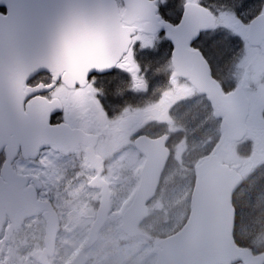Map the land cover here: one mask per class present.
<instances>
[{"label": "flooded vegetation", "instance_id": "obj_1", "mask_svg": "<svg viewBox=\"0 0 264 264\" xmlns=\"http://www.w3.org/2000/svg\"><path fill=\"white\" fill-rule=\"evenodd\" d=\"M189 3L199 5L198 0H189ZM122 12L121 10L120 13ZM170 55V41H164L157 54L159 64L147 61L144 55L137 57L143 69L140 74L143 84L139 88L133 85L131 76L127 72L121 73L120 69L112 70L119 74L118 77L97 76L95 89L102 90L100 96H97L89 79L84 84L67 87L61 81L53 83L50 75L39 74L28 84L29 89L37 94L30 97L27 104L45 102L48 119L55 111L61 113L57 118V125L49 124V127L63 129L62 135L56 140L60 174L55 177V186L60 196L66 197L70 202L69 207L78 205L99 209L98 201L102 199L100 193L107 187L113 205L123 204L125 198H130L125 206L127 211L136 198L133 193H137L140 186L138 184L133 191L127 180L129 173L136 170L140 172L141 178L142 171L145 170L153 175L163 160H166L154 199L148 204L150 214L139 226V235L130 237L124 229L111 225L103 229L101 246L110 253L118 248H126L130 243L134 244L135 240H141L142 249L149 248L151 237L148 222L156 200L160 201L163 208L179 210V223L168 234L162 233L161 237L181 231L185 218L191 216L193 206L189 197L192 195L196 196L197 219L206 224L216 223L220 238H226L228 232L232 236V229L224 227L231 225V210L227 198L230 185L201 186L197 192L191 183L193 173H196L198 180V165L214 157L220 164L235 170V173L244 170L246 165L257 163L253 161V155L264 157V70L256 74L262 87L256 90L247 84V73H244V68L241 74L240 64L237 75L229 81L230 91L222 93L229 96L240 89L243 91L248 101L245 136L239 140L234 138L231 143L224 142L221 133L222 121L213 122L208 133H197L200 142L194 144L191 136L185 139L181 130L182 121L177 118L186 108L183 105H174V100L189 91L197 90L188 80L174 78V72L171 73L170 83L169 73L157 71ZM256 65L264 68V58H259ZM192 111L199 114L202 109ZM250 126L253 127V133ZM136 131L143 133L138 142L132 139ZM248 137L251 141H245ZM217 138L219 147L211 155H204L212 146L209 141L215 143ZM137 143L140 149L139 159H143L145 149L149 150L150 168L146 166L133 169L128 160L123 158ZM52 150V144L47 143L37 144L30 151L19 147L15 155L8 154L6 146L0 151V161L5 165L0 168V231H5L13 241L9 264H25L27 257L23 253L33 250L37 245L43 248L45 237L49 234L46 219L33 221L29 227L23 229L19 225L22 214L35 210V205L27 193L43 172V165L48 161V153ZM231 153L235 154L236 161L230 160ZM74 172L77 174L74 175ZM117 175L119 181L115 179ZM107 204L105 201L106 207ZM46 207L50 214L55 208L54 216L59 220L61 230L57 236L56 252L63 255L73 238H81V229L65 214L67 208L57 207L55 202ZM5 212L14 213L15 218L5 215ZM175 213L168 214L171 220H175ZM5 220H9L11 228H4ZM224 230L226 233H221ZM261 242L264 243V237H261ZM136 244L139 246L138 242ZM0 251H7L4 243H0ZM49 260L51 264H59L58 256H50Z\"/></svg>", "mask_w": 264, "mask_h": 264}, {"label": "snow or ice", "instance_id": "obj_2", "mask_svg": "<svg viewBox=\"0 0 264 264\" xmlns=\"http://www.w3.org/2000/svg\"><path fill=\"white\" fill-rule=\"evenodd\" d=\"M199 9L204 16L189 12V0H125L132 6L139 4L144 15L135 21L126 18L110 23L118 36V42L112 56L109 68L101 67L88 73L97 96L102 95L101 89H95L96 77H118L113 69L127 72L132 83L137 88L143 84V71L139 55H144L149 62L160 63L157 59L158 50L164 41H170V57L157 71L170 74L178 68L190 71L196 78L211 81L218 85L222 93H228L229 81L237 75V68L251 50L264 55V0H198ZM112 0H9L0 10V64L6 55L26 49L37 43L49 40L58 29L62 28L66 18L71 14L84 15L90 10L111 4ZM138 24L139 27H130ZM243 47L238 48V41ZM158 41H162L159 42ZM146 75V73L144 74ZM174 105L186 108L177 118L182 121L181 130L185 139L191 136L193 143H199L197 133H208L213 122L226 121V116L220 115L211 92L201 90L189 91L174 100ZM103 107V105H101ZM192 109H202L197 114ZM107 113H105L106 115ZM61 113L55 111L50 119L42 117L40 130L46 142L51 143L53 150L48 153V161L43 165L40 177L30 186L29 198L35 205V210L20 216V228L29 227L31 222L46 219L49 224V234L45 237L44 247L37 245L33 250H26L25 264H51L50 256H58L59 264H117L112 254L101 246L102 231L106 226L118 229H138L144 218L150 213L148 204L154 199L133 193L136 199L132 201L139 212L138 217L129 215L125 206L130 198H125L123 204L111 203L110 191L107 187L100 193L97 210L87 206H71L66 197L62 198L55 186V177L60 174V157L56 154V140L62 135L63 129L49 127L57 125ZM219 128H217V131ZM142 131H136L132 136L134 141L142 137ZM170 139V137H169ZM204 155H211L219 147V139ZM167 140L165 147L167 148ZM138 143L124 154L125 159L133 169L151 167L149 150H144L143 159H139ZM0 161V168L4 167ZM194 167V165L192 166ZM74 175L77 173L74 172ZM119 181V176L115 177ZM137 183H144L143 178H137ZM192 186L200 191V182L193 173ZM162 193V190H161ZM228 204L231 210V229L233 242L238 249L246 250L247 255H235L227 264H264V162H257L249 169L236 172L227 189ZM105 201L108 202L107 207ZM192 204L191 216H196V196L189 197ZM55 202L57 207L67 208L65 213L75 221L81 229V238H73L68 243L63 255L56 252L57 236L60 233L59 220L55 218V208L52 214L46 206ZM163 211L159 200L155 201L151 215ZM15 218L14 213L5 212ZM193 221L185 218L179 236ZM4 228H11L9 220H5ZM0 243H4L7 251H0V264H9L12 259V243L5 231H0ZM120 264H124L120 261Z\"/></svg>", "mask_w": 264, "mask_h": 264}, {"label": "water", "instance_id": "obj_3", "mask_svg": "<svg viewBox=\"0 0 264 264\" xmlns=\"http://www.w3.org/2000/svg\"><path fill=\"white\" fill-rule=\"evenodd\" d=\"M9 0H0L4 7ZM125 3V0H124ZM122 18L130 21L140 19L143 8L139 4L128 6ZM6 10V9H5ZM191 14L204 16L199 6L190 4ZM121 19L115 0L111 4L98 6L84 15L71 14L66 18L62 28L46 42L37 43L29 48L21 49L6 55L0 64V148L3 144L13 147L30 145L34 141H45L40 130L42 117L48 118L44 107L28 110L24 113V103L29 92H24L26 82L39 73L63 75L64 83H80L85 81L88 73L101 67L109 68L112 56L118 42L116 32L110 23ZM132 25V24H131ZM187 78L199 90L211 92L220 115L227 120L222 124L223 141L231 140L236 135L246 132L245 119L247 116V101L241 91L223 96L219 86L211 81H201L190 71L178 68L175 77ZM201 185L224 184L230 185L233 171L221 166L216 158L201 164L198 169ZM223 178L224 182H220ZM157 179L148 181L145 176L143 185L154 189ZM154 191V190H153ZM141 189L143 196L153 195ZM136 207L133 208V212ZM193 223L188 225L179 236L161 241L155 249L158 255L157 264H227L235 255H223L227 246L233 251L231 237L217 242L209 235L206 225L199 224L191 217ZM202 226L205 227L201 228ZM130 236H135V228H124ZM239 252L245 256L246 252Z\"/></svg>", "mask_w": 264, "mask_h": 264}, {"label": "rangeland", "instance_id": "obj_4", "mask_svg": "<svg viewBox=\"0 0 264 264\" xmlns=\"http://www.w3.org/2000/svg\"><path fill=\"white\" fill-rule=\"evenodd\" d=\"M259 58H264V55L260 54L257 51L251 50L250 52L247 53L245 56L244 60L241 62V74L243 73V70L245 68L244 73H247V79L248 82L247 84L251 86L252 89H261V84H260V78L257 73H261L259 71H263L264 68H259L256 63L258 62ZM249 68V71H248ZM240 74V75H241ZM240 77V76H239ZM242 77V76H241ZM216 129V124L214 126ZM251 132L253 133V127L250 126ZM251 139L248 137L246 138L245 141H248ZM248 143V142H247ZM231 148V147H230ZM230 150V149H229ZM231 161H236L235 154L231 153L229 156ZM251 166H247L244 168V170L249 169ZM137 178H140V172L134 170L129 175L127 176V180L130 183V185L133 187V191H135L136 186H138L137 183ZM154 209V208H153ZM151 210V212L153 211ZM177 210V209H176ZM173 208H163L162 212H158L155 215H151L150 222H148V230L151 232L150 234H155L156 232L159 233H165L168 234L169 230L179 223V210L176 211ZM176 211V213H175ZM175 213L174 219L176 220H171L169 217V213ZM148 231V232H149ZM155 236V235H154ZM139 243V246L136 243ZM134 244L130 243L128 247L126 248H121L117 249L112 252L113 258L118 262L120 260L121 255L123 253L130 252V254L127 256H124L123 259L125 260L124 264H155V257L153 255L152 251V243L149 245V249H142L141 245V240H135L133 242Z\"/></svg>", "mask_w": 264, "mask_h": 264}, {"label": "trees", "instance_id": "obj_5", "mask_svg": "<svg viewBox=\"0 0 264 264\" xmlns=\"http://www.w3.org/2000/svg\"><path fill=\"white\" fill-rule=\"evenodd\" d=\"M0 10H3L1 7H0ZM237 41L239 40V39H237V38H235ZM239 48H242V44H241V42H239L238 41V48H237V51L239 50ZM107 84H108V81H107Z\"/></svg>", "mask_w": 264, "mask_h": 264}]
</instances>
